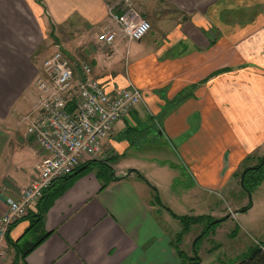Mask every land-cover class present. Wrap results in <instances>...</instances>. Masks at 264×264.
I'll return each instance as SVG.
<instances>
[{"label":"crops","instance_id":"obj_1","mask_svg":"<svg viewBox=\"0 0 264 264\" xmlns=\"http://www.w3.org/2000/svg\"><path fill=\"white\" fill-rule=\"evenodd\" d=\"M122 1L0 0V214L43 157L25 130L34 53L55 39L51 31L87 32L91 42L114 32L107 52L90 54L91 76L109 94L130 84L141 95L94 158H109L112 175L99 178L93 166L52 183L38 222L29 228V215L48 198L7 234L17 245L27 233L45 238L23 260L1 247L0 264H178L171 240L180 226L159 216L150 186L203 215L212 195L238 190L236 175L264 153V0H156L166 18L138 42L122 38L109 16Z\"/></svg>","mask_w":264,"mask_h":264},{"label":"built area","instance_id":"obj_2","mask_svg":"<svg viewBox=\"0 0 264 264\" xmlns=\"http://www.w3.org/2000/svg\"><path fill=\"white\" fill-rule=\"evenodd\" d=\"M115 8L109 16L121 37L140 41L149 31L148 22L127 0ZM114 38V32H103L96 41L111 46ZM39 68L40 76L34 79L38 96L25 132L43 157L19 197L6 201V210L0 214V248L8 226L20 221L53 181L96 156L112 126L141 100L140 92L130 84L113 94L105 92L91 76L89 64L58 50L41 61Z\"/></svg>","mask_w":264,"mask_h":264},{"label":"rangeland","instance_id":"obj_3","mask_svg":"<svg viewBox=\"0 0 264 264\" xmlns=\"http://www.w3.org/2000/svg\"><path fill=\"white\" fill-rule=\"evenodd\" d=\"M128 2L130 3V6L138 13V15L148 22L150 28L146 36L143 38H149L153 32L154 21H162L166 18V15H162V13L160 15L159 10L161 9L156 0H128ZM259 6L260 5L257 4L256 7ZM170 10L171 9H166V11ZM143 14H145V16H143ZM176 17L177 15L172 13L168 16V19L171 18L174 23V19ZM43 32L47 35L48 29H45ZM95 33L98 34V32ZM51 34L55 39L52 40L46 36L43 43L36 48L34 53L33 60L35 61L36 65L39 64V67L41 61L47 59L55 50L67 55L70 59H79V61L91 65V53L95 52L96 50H99L100 52L103 51L105 53L110 49V46L101 45L100 43L99 45L95 39H93L95 42H91L92 40L87 38L89 36L87 32L80 36L79 31H72L67 28H63L60 31L54 29L51 31ZM260 36L261 35L259 34L258 37ZM39 72L40 68L37 74L38 77L40 76ZM33 86L35 89L36 100L38 96V88L35 82L33 83ZM99 154L100 150L96 156L92 157V159L98 157ZM262 155H260V157ZM260 157H258V159ZM256 160L250 159V161H248V163H246L244 166L254 165ZM154 189L155 196L157 197L156 199H158L160 205L155 202L153 206L155 209L159 210L160 213L158 214L159 216L161 215V218L164 217L163 215H167V213L170 218H173L170 213L183 218L206 216L209 217V220H214L217 215H219L221 218H226L224 221L209 227L208 234L196 242H194V239L196 238V235H198L202 230V228L200 229L198 226H203V223H195L194 225L188 226L186 233L181 237L179 249L183 251L187 258L192 259L193 256L191 248H193L196 258L198 259L197 264H233L234 262L240 260L250 247L256 245L257 243L264 242V182L260 184L254 190V192L249 194V197L247 194H244L240 187L238 190L234 188L232 193H228L230 190L226 188L225 190L221 191L219 197L212 195V198H210L208 203L202 209L203 211H201L203 215H198L199 210L196 211L193 209L192 211H189L192 208L189 205L177 207L175 202L177 199H180V195L177 193H174L173 195V190H167L164 188L159 190L156 188ZM150 192L153 195L152 190H150ZM248 202L249 208L244 212H238V210L246 207ZM228 214L230 215L227 216ZM177 224L180 226L179 222H171V226L177 227ZM179 231L180 230H178V232ZM176 234H174L171 240V245L176 239ZM35 238V235L27 233L24 237V240L27 243H31L35 240ZM26 242H21L19 244L20 253L27 247ZM4 246L5 248L7 246L5 241H3L1 244L3 249ZM1 249L2 248H0V250ZM4 251L5 250H1V258H4L5 256L3 255ZM190 261L196 260L194 259Z\"/></svg>","mask_w":264,"mask_h":264},{"label":"trees","instance_id":"obj_4","mask_svg":"<svg viewBox=\"0 0 264 264\" xmlns=\"http://www.w3.org/2000/svg\"><path fill=\"white\" fill-rule=\"evenodd\" d=\"M257 159V160H256ZM256 163L254 165H248V166H243L242 170L240 171V173L238 174V179L239 176L241 174V172L245 169L244 174L242 176V181L241 184H239L240 189L244 192V194H251L252 192H254V190L261 184V182L263 181L264 178V153L263 155L258 159L256 158ZM109 161V158L107 159H89L84 161L83 163H81L80 165H78V167H76L70 174H68L67 176L57 179L54 182H59V181H64V184L66 183L67 180H72L73 178L77 177L78 175L84 173L85 171H87L88 169H90L91 167H96L97 169V177H104V175L106 176H111L112 172L110 167L108 166L107 162ZM138 178H141L143 180V178L138 175ZM104 180H111V179H107L104 178ZM51 183V184H52ZM51 184L43 190L42 195L39 199V201H41L42 199L48 198V200L46 199L43 207H41L40 209L36 208V213L35 214H30L29 218H30V222H29V228H32L34 226V224H36L38 222L39 216L42 214V212L44 210H46L48 203H49V199L52 196V193H47V190L49 189V187L51 186ZM150 189L152 190L153 193V203H157L158 205H160L158 199H156L157 197L155 196V189L153 187H150ZM39 201L37 202L36 206L38 205ZM249 208V202L246 205V207L238 210V212H244ZM167 210V209H165ZM170 215L173 217V219L177 220L180 223V231L176 234V239L175 241L172 242V247L174 249V252L176 254V257L179 260L178 264H197L198 259L196 258L195 255V251L193 248H191V252H192V256L193 258H187L185 256V254L183 253L182 250L179 249V244H180V240L181 237L186 233L188 226L194 225L195 223H203L204 225L202 226V230L199 232L198 235H196V238L194 239V242H196L199 239H202L203 237H205L206 234H208V229L209 227H211L212 225H215L221 221H224L226 218H219V219H214V220H209V217H203V216H198V217H179L176 216L172 213H170ZM26 216V215H25ZM24 216V217H25ZM22 217V219L24 218ZM17 222H14L12 224H10L7 228V231L4 234V241L6 242V244L11 245L12 247H15V251L17 253V255H19V258L21 260H23V258L32 250L34 249L44 238L46 235H43L39 238H37L35 241L28 243L27 247L21 251V253L19 252V245H17L16 243H10L7 239V234H8V230L10 228H12ZM193 242V243H194ZM196 260V261H190V260ZM233 264H264V242L261 243H257L256 245H253L252 247H250L247 252L242 256V258L236 262H234Z\"/></svg>","mask_w":264,"mask_h":264},{"label":"water","instance_id":"obj_5","mask_svg":"<svg viewBox=\"0 0 264 264\" xmlns=\"http://www.w3.org/2000/svg\"><path fill=\"white\" fill-rule=\"evenodd\" d=\"M245 169L241 172L240 176H239V183L241 184L242 181V176L244 174ZM230 214H228L227 216H229Z\"/></svg>","mask_w":264,"mask_h":264},{"label":"flooded vegetation","instance_id":"obj_6","mask_svg":"<svg viewBox=\"0 0 264 264\" xmlns=\"http://www.w3.org/2000/svg\"><path fill=\"white\" fill-rule=\"evenodd\" d=\"M238 183H239V179H238ZM239 185V184H238ZM247 196L249 197V195L247 194ZM248 197H247V199H248Z\"/></svg>","mask_w":264,"mask_h":264}]
</instances>
